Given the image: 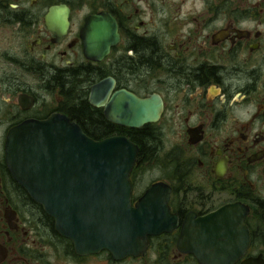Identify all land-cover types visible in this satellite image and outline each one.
Masks as SVG:
<instances>
[{
  "label": "flooded vegetation",
  "instance_id": "obj_1",
  "mask_svg": "<svg viewBox=\"0 0 264 264\" xmlns=\"http://www.w3.org/2000/svg\"><path fill=\"white\" fill-rule=\"evenodd\" d=\"M55 9L66 17L63 33ZM101 14L115 21L118 41L94 60L88 32ZM108 78L111 108L125 91L158 99L159 118L139 127L108 121L106 107L89 102ZM83 103L110 126L99 139L125 136L138 147L131 205L155 184L169 189L176 227L148 236L144 254L79 253L7 166L11 127L75 114ZM224 207L236 228L233 264H264V0H0V264H200L182 236Z\"/></svg>",
  "mask_w": 264,
  "mask_h": 264
},
{
  "label": "water",
  "instance_id": "obj_2",
  "mask_svg": "<svg viewBox=\"0 0 264 264\" xmlns=\"http://www.w3.org/2000/svg\"><path fill=\"white\" fill-rule=\"evenodd\" d=\"M53 11L54 22L63 33L66 17ZM88 32L87 56L100 60L118 41L116 23L108 15L93 17ZM113 34L110 39V27ZM111 79L91 87L89 102L105 106L108 121L139 127L156 121L161 103L141 100L125 91L118 93L111 108L108 100ZM126 104L134 114H123ZM122 108V109H121ZM138 147L125 136L94 139L67 114L52 113L45 119H26L6 135L5 156L14 179L53 217L56 230L74 243L79 253L108 250L115 258L145 253L148 236L171 232L177 224L169 210V189L155 184L131 205L129 175ZM228 207L198 221L185 230L182 241L200 264H233L237 254L229 234ZM241 256L249 244L248 230L241 216ZM194 242H192L191 241Z\"/></svg>",
  "mask_w": 264,
  "mask_h": 264
},
{
  "label": "trees",
  "instance_id": "obj_3",
  "mask_svg": "<svg viewBox=\"0 0 264 264\" xmlns=\"http://www.w3.org/2000/svg\"><path fill=\"white\" fill-rule=\"evenodd\" d=\"M72 79H75V77H72ZM73 83L75 84V81H73ZM74 84H71L72 87ZM79 85L76 83V87ZM67 115L71 118V120L76 121L88 136L94 139H99L100 136L105 133H109L110 131L108 123L104 121L100 114H96L91 111L86 103L78 104L75 114Z\"/></svg>",
  "mask_w": 264,
  "mask_h": 264
},
{
  "label": "rangeland",
  "instance_id": "obj_4",
  "mask_svg": "<svg viewBox=\"0 0 264 264\" xmlns=\"http://www.w3.org/2000/svg\"><path fill=\"white\" fill-rule=\"evenodd\" d=\"M4 117H6L5 119L8 120L9 115L8 114H4Z\"/></svg>",
  "mask_w": 264,
  "mask_h": 264
}]
</instances>
